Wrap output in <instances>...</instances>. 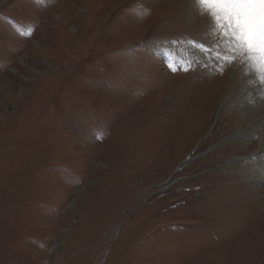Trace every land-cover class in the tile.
Instances as JSON below:
<instances>
[{
    "label": "rangeland",
    "instance_id": "obj_1",
    "mask_svg": "<svg viewBox=\"0 0 264 264\" xmlns=\"http://www.w3.org/2000/svg\"><path fill=\"white\" fill-rule=\"evenodd\" d=\"M205 20L0 0V264H264V101L192 46Z\"/></svg>",
    "mask_w": 264,
    "mask_h": 264
},
{
    "label": "snow or ice",
    "instance_id": "obj_2",
    "mask_svg": "<svg viewBox=\"0 0 264 264\" xmlns=\"http://www.w3.org/2000/svg\"><path fill=\"white\" fill-rule=\"evenodd\" d=\"M193 3L197 14L206 18L202 35L215 40L211 44L193 40L192 46L206 56L214 54V66L221 71L238 62L245 77L264 85V0H193ZM184 63L190 67L191 61L181 63L183 70L188 71ZM168 66L177 71L171 62Z\"/></svg>",
    "mask_w": 264,
    "mask_h": 264
},
{
    "label": "bare ground",
    "instance_id": "obj_3",
    "mask_svg": "<svg viewBox=\"0 0 264 264\" xmlns=\"http://www.w3.org/2000/svg\"><path fill=\"white\" fill-rule=\"evenodd\" d=\"M234 69V68H233ZM222 73V72H221ZM223 74V73H222ZM238 74V73H237ZM243 74V73H242ZM233 76V75H232ZM240 76V75H239ZM240 77H242V75L240 76ZM226 81V80H225ZM239 81L241 82V86L243 87L244 86V89H245V91L242 93V94H240L241 95V97H243V98H245V99H247L248 100V102H255L257 105H260L261 104V102H262V100L264 101V85H261L257 80H254V79H250V78H247V77H245L244 76V78H239ZM234 83V82H233ZM234 85V84H233ZM240 85V84H239ZM231 88V87H230ZM232 89V88H231ZM250 90V91H249ZM238 91V90H237ZM232 92V91H231ZM234 92H236V91H234ZM233 92V93H234ZM239 92V91H238ZM238 97V96H237ZM244 99H241L240 100V104L241 103H244V101H243ZM235 101V100H234ZM242 101V102H241ZM239 104V106H241ZM247 105V104H246ZM249 105V104H248ZM264 105V104H263ZM247 107V109L249 110V107L248 106H245V108ZM261 107V106H260ZM262 108V107H261ZM262 109H264V107L262 108ZM254 111V112H253ZM258 111V109L256 110H254L253 108H252V111H250L251 113H253L254 115H257L259 112H257ZM247 113V112H246ZM247 117H249V116H247ZM251 117V116H250ZM245 118V117H244ZM243 118V119H244ZM255 118V117H254ZM247 119V118H246ZM245 120V119H244ZM251 120V119H250ZM243 121V120H242ZM262 121V120H261ZM255 122H258V121H255ZM260 122V121H259ZM263 123V122H262ZM262 123H260V124H262ZM241 124V123H240ZM258 125V124H257ZM258 127H260V126H258ZM250 136H248L246 139H250L249 138ZM243 140H245V139H243ZM244 142V141H243ZM247 145V144H246ZM261 152L260 153H264V145L261 147ZM225 150H227V149H225ZM250 150V149H249ZM234 157V156H233ZM245 175V174H244ZM235 179V178H234ZM258 180H260L259 178H258ZM251 183V182H250ZM254 187V186H253ZM240 192V191H239ZM233 194V193H232ZM236 198V197H235ZM261 203V202H260ZM243 206V205H242ZM259 206V205H258ZM249 210V209H248ZM255 210V209H254ZM238 213V212H237ZM250 214V213H249ZM263 214V213H262ZM236 215V214H235ZM261 219V218H260ZM239 221V220H238ZM237 225V224H236ZM239 227V226H238ZM237 228V227H236Z\"/></svg>",
    "mask_w": 264,
    "mask_h": 264
}]
</instances>
